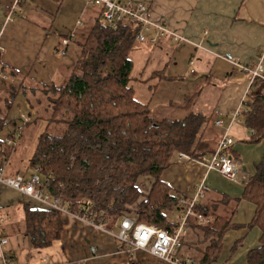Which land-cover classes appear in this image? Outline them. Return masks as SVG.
<instances>
[{
  "label": "crops",
  "instance_id": "1",
  "mask_svg": "<svg viewBox=\"0 0 264 264\" xmlns=\"http://www.w3.org/2000/svg\"><path fill=\"white\" fill-rule=\"evenodd\" d=\"M138 1L148 4L151 21L166 23L170 33L156 45H136L131 53L142 54L139 58L143 65L139 78L143 80V88L140 99L136 91L135 97L150 107L152 90L168 77L161 73L156 78L154 73L166 70L172 63L177 66L182 62H193L191 74L198 77L196 85L206 81L221 89L212 109L213 114L211 112L207 116L197 112L212 118L209 126L211 132L207 136L204 134L201 144L209 154L217 147L223 133V130L221 133L218 127L213 126L214 122L222 120L225 125L228 124L231 114L240 106L243 98L247 101L255 93L264 94L263 84H251L250 77L233 64L253 67L264 50V0ZM100 12L101 8L83 0H0V67L9 77V80L0 78V96L7 93L11 83L26 87L20 90L7 114L8 125L0 130V142L8 133L15 130L21 132L5 164L7 175L25 174L29 177L32 174L26 172V163L31 155L28 156L27 152L30 148L34 149L48 116L47 95L43 90L61 87L70 71L67 57L73 44L68 46L66 55H61V40L73 29L76 30V40L82 39ZM78 22L82 24L80 27L77 26ZM153 51L165 58L163 61L154 59L155 66L150 62ZM176 55L178 59L172 62ZM150 63L148 72H145ZM148 82L150 85H147ZM188 99L184 98L183 101L189 103ZM21 114L27 116L28 123L24 124L19 118ZM229 135L235 140L230 151L242 166L240 181L229 182L217 170H209L205 164L187 155L185 157L188 158L173 156L161 180L183 200L193 198L198 186L203 184L206 191L200 203L217 215L230 218L232 226L223 237L221 253L213 264H247L248 254L262 246V231L258 227H250L256 206L242 199V196L245 183L254 176L256 166L264 155V141L251 144V130L242 119L231 126ZM24 204L48 210L42 203L29 200L0 184L2 228L23 223L24 212L20 217L15 215V211L23 209ZM183 208L181 205L169 212L174 223L183 215ZM61 219L64 229L62 237L46 249H33L23 235L0 234L8 239V245L0 247V264L3 250L14 258V264H44V259L48 264H130L126 248L109 232L72 217L61 216ZM192 219L194 221L195 218ZM209 246L210 242L204 240L203 232L191 226L185 234L181 256L203 261ZM92 247L96 253L91 252ZM134 257L138 264H162L144 252H135Z\"/></svg>",
  "mask_w": 264,
  "mask_h": 264
},
{
  "label": "trees",
  "instance_id": "2",
  "mask_svg": "<svg viewBox=\"0 0 264 264\" xmlns=\"http://www.w3.org/2000/svg\"><path fill=\"white\" fill-rule=\"evenodd\" d=\"M71 44L65 82L59 88L43 90L48 116L27 160L26 172L37 169L49 181V192L68 202L74 212L94 202L95 210L89 216L105 222L108 228L126 215L173 231L178 224L169 212L182 205V197L161 180V175L177 152L202 160L215 151L207 154L201 145L212 118L195 113L179 120H158L151 115L149 104L136 99L130 85L134 70L130 56L138 42L129 24L113 29L104 23L100 12L82 39ZM0 72L5 73L1 67ZM24 89L22 84L17 87L11 83L0 96V130L8 125L7 114ZM240 119L253 131L251 144L264 141V94L255 93L246 101ZM231 147L227 154L235 160ZM13 148L0 142V168H5ZM143 179L150 182L147 194L142 189ZM242 199L256 206L250 227L262 231V246L248 254L247 264H264V155ZM200 202L194 212L210 221L200 225L197 218L190 219L189 227L199 228L204 240L210 242L200 262L213 264L221 253L223 237L232 228L231 220ZM102 209L109 211L106 218L99 215ZM23 212L22 224L13 223L11 228L0 225V234L23 235L33 249L49 248L61 239L63 221L56 212L27 204ZM7 257L14 264V258ZM130 264H138L134 254Z\"/></svg>",
  "mask_w": 264,
  "mask_h": 264
},
{
  "label": "built area",
  "instance_id": "3",
  "mask_svg": "<svg viewBox=\"0 0 264 264\" xmlns=\"http://www.w3.org/2000/svg\"><path fill=\"white\" fill-rule=\"evenodd\" d=\"M83 1L101 8V16L107 26L116 29L120 24H129L131 30L136 33L137 42L140 44L156 45L160 39L170 33L166 23H154L151 21L150 8L145 2L138 0ZM81 25V22H78L77 26L80 27ZM175 38L178 39L177 36ZM74 40H76V30L73 29L62 38L59 53L66 55L68 46ZM190 64L193 65V62ZM233 64L239 66L238 68L241 72L250 77L251 84L259 81L264 85V50L253 67L238 65V63ZM0 78L9 80V77L3 72H0ZM245 103L246 99L243 98L240 106L231 114L227 125L222 120L215 121L217 127L226 128L224 134L220 138L215 151L208 158L204 157L202 160H198L200 163L205 164L209 170H217L224 179L232 183L240 181L242 166L231 155L227 154L229 148L235 143V140L230 137L229 131L234 123L239 122ZM19 118L24 124L29 121L25 114H21ZM20 137V130H15L13 133H8L4 137L3 142L8 146H14ZM175 155L179 158H188L178 152L173 156ZM0 184L20 193L29 200L42 203L48 210L56 212L60 217H72L92 227L109 232L116 241L126 248V252L130 256L135 252H144L162 264H205L197 262L193 258H183L181 256L184 237L189 228V220L197 218L202 225L208 223L205 217L194 212L196 204L205 196L206 188L203 184L198 186L193 198L189 200L182 199L181 204L184 206L183 215L176 222L178 226L173 231H167L146 222H138L126 215L119 216L113 227L108 228L105 222H97L89 216L95 210L96 204L94 202L89 201L81 205L77 211H72L68 202H64L49 192V181L42 178L37 169L27 177L25 174L9 176L5 168H0ZM109 210H111V207H109ZM108 213L109 211L106 209L99 211V215L105 218ZM7 245L8 239L0 236V247L4 248ZM91 252L96 253V249L92 247ZM2 264H13L4 250L2 252ZM44 264H48L46 259H44Z\"/></svg>",
  "mask_w": 264,
  "mask_h": 264
},
{
  "label": "rangeland",
  "instance_id": "4",
  "mask_svg": "<svg viewBox=\"0 0 264 264\" xmlns=\"http://www.w3.org/2000/svg\"><path fill=\"white\" fill-rule=\"evenodd\" d=\"M137 45H140V43H138ZM141 56L142 54L138 52H135L130 56L131 60L134 63V68H135L131 75L130 84L137 92L136 95L138 99H140V90L141 88H143L141 87V85L143 86V80L141 81V79L139 78V74L142 73L141 68L143 66L141 65V61L139 60ZM146 58L149 59V57ZM150 58H151L150 62L152 63V66H155L154 62L156 60L154 59H158L162 61L165 59L164 56L162 55L158 56L157 53H155V51L152 52V56H150ZM176 59H178L177 55L174 57L172 62L176 61ZM151 63L148 65L147 70L145 72H148V68L150 67ZM192 67L193 65H190V63L182 62L177 66H174V64L172 63V65L167 67L166 70L162 71L163 76L165 77L168 76V77L166 80L164 79L165 80L164 82H161V84L158 86L157 89L155 90L153 89L151 93V97H153V101L150 106V112L154 118L158 120H162V119L179 120L186 118L187 115H189L191 112L192 113L203 112L207 116H210L211 112L213 114L214 106L217 103L221 89L219 87L217 88L213 87L211 84H208L206 81H201L198 85H196L198 77H195L191 74ZM195 69L196 68L194 67V70ZM154 74H155L154 76H157V73ZM147 85H150V83L148 82ZM187 97H189L190 99V100L188 99L189 103H186L185 101ZM184 98L185 100L183 101ZM42 107L40 109L45 116V112L43 111ZM213 126H216L215 122ZM218 129L221 133L223 130V133L221 134V136H223L226 128L224 127L223 129L221 128ZM210 132L211 131L208 128L206 130V136L210 134ZM32 149L33 148H30L29 152H27L28 156L32 152ZM141 183L143 185L142 186L143 192L147 194L148 189L150 187L149 186L150 182H148V180L146 179H143ZM15 215L22 217L23 209L21 208L18 209V211H15Z\"/></svg>",
  "mask_w": 264,
  "mask_h": 264
}]
</instances>
